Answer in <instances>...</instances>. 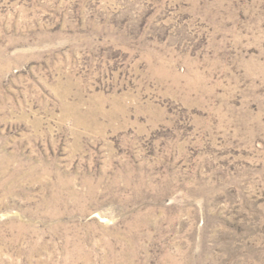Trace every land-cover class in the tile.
<instances>
[{"label": "rangeland", "instance_id": "obj_1", "mask_svg": "<svg viewBox=\"0 0 264 264\" xmlns=\"http://www.w3.org/2000/svg\"><path fill=\"white\" fill-rule=\"evenodd\" d=\"M0 264H264V0H0Z\"/></svg>", "mask_w": 264, "mask_h": 264}]
</instances>
